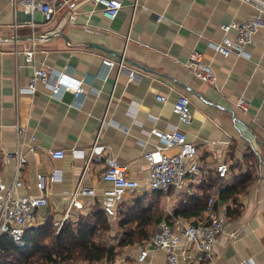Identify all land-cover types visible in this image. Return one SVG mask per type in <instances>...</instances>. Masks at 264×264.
Returning <instances> with one entry per match:
<instances>
[{
    "label": "crops",
    "instance_id": "1",
    "mask_svg": "<svg viewBox=\"0 0 264 264\" xmlns=\"http://www.w3.org/2000/svg\"><path fill=\"white\" fill-rule=\"evenodd\" d=\"M49 1L59 4V9L52 21L45 22L40 13L15 12L0 0V179L7 190L21 180L22 185L11 192L16 198L39 193L37 174L60 172L48 185L47 205L37 209L35 222L26 230L48 221L59 230L81 215L101 211L108 219V245L116 248L117 255L114 261L95 264H169L161 250L150 251L143 262H137L144 242L140 234H154L158 224L171 217L169 212L184 211L188 216L180 217L194 222L203 212L191 213L200 212L214 195V207L225 218L224 233L214 246L213 262L203 264H264V30H258L246 47L250 59L224 58L210 46L224 35L223 24L241 23L258 10L246 0H118L122 8L114 20H108L93 0H66L69 6H61L64 0ZM72 10L77 12L75 24L68 21ZM159 16L162 20L157 22ZM235 35L233 29L228 33L231 39ZM28 49L34 50L31 62L25 56ZM193 50L210 59L216 88L187 68ZM122 56L124 67L119 71L102 64L104 59L118 62ZM65 65L68 76L61 81L68 90L52 95L38 84L33 95L18 92L28 85L34 68L60 72ZM77 86L82 93L75 98L72 90ZM179 95L190 103L188 125L180 124L173 111ZM238 98L248 102L246 114L235 109ZM16 122L35 136L33 142L28 135H16ZM175 127L195 145L200 170L186 172L179 189L167 194L151 191L145 184L149 167L144 154L158 141L147 132ZM97 141L105 154L126 167L128 178L142 184L140 191L118 201L103 195L109 187L102 180L103 163L85 168ZM16 150L27 160L21 167L7 157ZM54 150L64 151V158H51L49 152ZM176 152L164 150L167 155ZM219 163L228 166L227 178L218 177ZM244 174L251 179L244 193L235 200H220V193ZM78 183L94 194L80 197V209H69ZM6 191L0 193V200ZM105 206L114 209L113 216L105 214ZM126 235L133 242L117 247Z\"/></svg>",
    "mask_w": 264,
    "mask_h": 264
},
{
    "label": "built area",
    "instance_id": "2",
    "mask_svg": "<svg viewBox=\"0 0 264 264\" xmlns=\"http://www.w3.org/2000/svg\"><path fill=\"white\" fill-rule=\"evenodd\" d=\"M11 10H21L27 15L40 13L45 22L52 21L54 15L58 11L59 4H53L49 0H6ZM250 2L258 13L251 16L247 20L238 23L236 20H231L227 24L221 26L223 36L218 42L211 43L210 46L214 54L221 55L224 58L236 56L238 58L250 59L246 52V47L252 43L253 35L260 29L264 30V0H246ZM94 4L101 7L100 11L104 18L114 20L122 4L118 0H93ZM69 6L68 1L61 2V6ZM77 12L72 10L68 21L70 24H75ZM157 22L162 20V16L157 17ZM233 29L236 32L234 39L228 37L229 31ZM34 50L28 49L25 51L26 59L31 62L33 60ZM103 66L108 70L118 68V71L124 67V57L122 56L118 62L108 59L102 60ZM191 73L201 82L216 88L217 78L213 71L209 58L196 50L190 52L186 64ZM69 66L65 65L63 70L57 72L49 67L40 66L34 68L29 83L24 88H19V93L35 94L38 84L49 89L52 95H57L61 90H68V86L61 81L65 76H68ZM56 79L55 83H51V79ZM80 85L83 80L79 82ZM75 98H78L82 93L81 86H77L72 90ZM158 101H164V98H157ZM234 107L241 114H246L248 111V102L244 98H238L234 103ZM173 111L178 118V122L182 125L191 123L192 116L190 112V103L186 96L179 95L173 105ZM106 124L102 120L101 126ZM15 132L18 137L29 136L30 141L35 140V136L29 134L27 128L22 127L19 122L14 124ZM102 130V128H101ZM127 132V130L125 131ZM149 136L157 139L158 144L155 145L152 151L144 154L149 167V174L145 182L147 188L151 191L167 194L171 189H179L182 177L186 172L198 173L200 164L194 159L197 150L193 143L189 142L186 134L181 129L175 127L168 131H161L152 128L147 132ZM175 148L177 152L173 155H167L164 150ZM31 150H34L32 147ZM51 158L62 160L65 156L64 151L54 150L49 152ZM7 157H13L17 160L19 167L26 163V157L23 152L16 150L14 153H8ZM102 162L104 171L102 180L109 184V187L103 191V195L111 197L116 201L121 200L127 194L140 191L143 186L136 180L128 178L126 167L120 164L114 157L105 154L103 146L95 143L89 150L85 163L87 168L91 163ZM187 161L189 162L188 167ZM218 177L224 179L228 176V166L224 163L216 165ZM60 172L55 170L46 175L39 173L36 176L38 194H26L19 197H12L13 188H18L22 185L21 180L16 179L12 187L7 190L6 185L0 179V193L6 191L4 198L0 200V238L6 235L12 243L17 247L25 245L24 232L28 226L35 222V214L38 208L44 207L48 203L50 196L48 185L53 182ZM94 190L82 187L78 183L73 191L70 203V208L82 207L80 202L81 196H91ZM215 197L211 195L203 211V215L194 222H189L182 217H173L171 221H162L158 224L155 233L142 243L139 248L137 262L141 263L147 257L148 253L153 250H161L166 254L169 264H179L182 260L186 264H203L204 262H213L214 246L218 238L224 233V216L220 215L215 209ZM107 216L114 215V209L105 206L103 208ZM234 240L236 234H230ZM191 246L193 251L188 249ZM69 264V263H59Z\"/></svg>",
    "mask_w": 264,
    "mask_h": 264
},
{
    "label": "trees",
    "instance_id": "3",
    "mask_svg": "<svg viewBox=\"0 0 264 264\" xmlns=\"http://www.w3.org/2000/svg\"><path fill=\"white\" fill-rule=\"evenodd\" d=\"M250 181L248 174L240 176L235 184L220 193L219 199L235 200L239 194L244 193ZM204 208L205 205L200 208V212L191 215H199ZM172 216L186 217L188 214L184 211H175ZM167 219L168 222L171 221V217ZM108 231V219L101 211L81 215L76 223H64L59 230L53 221H48L43 226L26 230L25 245L22 247L15 246L8 236H1L0 264H77L83 261L95 264L101 261H114L117 250L108 245ZM152 235L140 234L139 238L146 241ZM126 236V240H121L117 247L133 242L128 235Z\"/></svg>",
    "mask_w": 264,
    "mask_h": 264
}]
</instances>
